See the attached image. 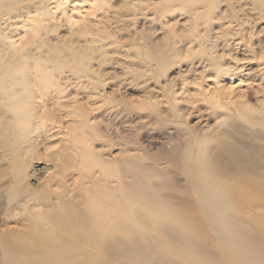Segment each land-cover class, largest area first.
Instances as JSON below:
<instances>
[{"label":"rangeland","instance_id":"rangeland-1","mask_svg":"<svg viewBox=\"0 0 264 264\" xmlns=\"http://www.w3.org/2000/svg\"><path fill=\"white\" fill-rule=\"evenodd\" d=\"M257 132L264 0H0L2 264H246L195 193L264 184L263 163H211L246 158ZM59 203L79 234L18 252ZM241 208L264 250V205Z\"/></svg>","mask_w":264,"mask_h":264},{"label":"bare ground","instance_id":"bare-ground-1","mask_svg":"<svg viewBox=\"0 0 264 264\" xmlns=\"http://www.w3.org/2000/svg\"><path fill=\"white\" fill-rule=\"evenodd\" d=\"M46 79L48 80L49 77H46ZM51 81L52 79L50 77V83ZM14 108L17 111V106H14ZM256 139L264 143V136L261 133L257 132ZM245 147L249 149L247 157H235V161L237 162H233L232 166L229 161L223 166L219 159L221 157H214V159H211L212 165L219 164L222 166L221 171H229L232 167H237V169H239L238 167L242 166V168L245 169L247 168V165H255L257 163L264 164V144L263 146H259L255 143L249 142L248 144H245ZM85 154L87 155V158H83L84 164H88L91 161L89 158L90 153L85 152ZM82 166L86 168L85 165L82 164ZM197 167V160L195 159L190 173L195 169L197 170ZM199 179V176H195L193 181L196 182ZM224 179L225 181L217 183V186L208 184L204 180L199 181L201 190L195 194L198 196L197 198L200 202L202 214L209 224H214L220 228L224 237L229 239V251L226 250V252L220 248L224 254H227L230 257L233 256L244 261L246 264H250V262L254 260L264 264V250L256 245V229L241 226L236 214L242 212L243 209L241 206L243 205L246 207L255 203L264 205V184L247 189L245 185L228 184L227 178L225 177ZM23 192L26 196L31 195L28 185H25ZM59 207L60 208L57 211L47 215V218L52 224L51 230L40 231L37 229L36 235L32 236V238L25 239L20 244L12 243L11 245L17 247L18 252L20 253H26L29 250L46 252L45 247L52 249L54 247L53 244L57 241H63L72 235L77 236L79 234V229L82 228V220L80 219L78 212L66 204L59 203ZM251 218L250 222L256 227L264 225V214L255 215ZM234 228H237L238 231H235ZM15 252V250L11 251V253ZM3 256L4 254L0 253V259H2V261L0 260V264L5 261ZM12 257L13 254L12 256L10 255L8 259L11 260ZM6 264L12 263L8 262Z\"/></svg>","mask_w":264,"mask_h":264}]
</instances>
